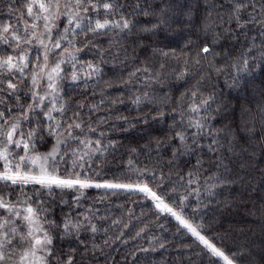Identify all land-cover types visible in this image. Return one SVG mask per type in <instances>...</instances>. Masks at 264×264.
Instances as JSON below:
<instances>
[{
    "label": "snow or ice",
    "instance_id": "obj_1",
    "mask_svg": "<svg viewBox=\"0 0 264 264\" xmlns=\"http://www.w3.org/2000/svg\"><path fill=\"white\" fill-rule=\"evenodd\" d=\"M145 3L0 0V264H137V253L166 249L168 241L149 237L148 247L135 246L117 260L145 228L129 236L131 209L126 219L113 218L107 209L102 214L94 203L85 206L82 197L92 188L131 190L150 200L157 219L172 217L177 234L191 237L185 248L196 245L200 264H264L251 245L229 246L227 234L210 235L203 217L196 218L201 189L208 197L231 194L237 186L264 192V169L252 184L253 161L257 152L264 155V0H162L158 10ZM141 14L155 23L142 26ZM174 19L189 31L181 52L172 50V59L182 61L180 70L164 73L165 62L158 70L156 57H169L159 49L137 63V49L148 47L143 36ZM126 37H132L131 48L122 43ZM224 41L229 43L221 53L216 49ZM110 61L114 72L121 66L118 89L127 90V99L143 112L137 122L171 121L162 136L143 146L155 151V160L149 156L151 163L142 168L128 160L134 182L90 171L94 158L117 146L100 129L107 119L94 118L105 100L89 103L87 93L90 84L102 82ZM258 73L254 107H241L238 126L215 127L225 104L218 103L212 78L224 76L225 86L246 98ZM81 84L77 100L69 91ZM123 95L111 102L123 104ZM137 152L129 149L130 155ZM67 192L76 193L71 203ZM192 193L197 205L188 213ZM223 203L232 206L227 198Z\"/></svg>",
    "mask_w": 264,
    "mask_h": 264
},
{
    "label": "trees",
    "instance_id": "obj_2",
    "mask_svg": "<svg viewBox=\"0 0 264 264\" xmlns=\"http://www.w3.org/2000/svg\"><path fill=\"white\" fill-rule=\"evenodd\" d=\"M143 2V0H142ZM162 0H147L145 6L150 3L153 9L158 10ZM182 4H187L189 0H179ZM137 19L143 26L145 23H155V19L151 16L145 17L139 15ZM195 39V36H192ZM132 37H126L122 43L124 46L131 48L129 41ZM144 42L148 47L143 50L137 49L142 62L145 58L150 57L153 49L163 50L169 53L168 58L157 56L155 63L159 70V64L165 62L164 73H171L173 70L179 71L182 61L172 59V50L174 49L177 54L181 52L184 47L185 41L189 39V31L185 28L183 22L174 19L168 25L161 26L158 30L145 34L143 36ZM228 41L222 42L217 51L223 53ZM105 46L107 42L105 41ZM223 62V60H222ZM131 70L130 67L123 69L126 75L127 71ZM121 66H117L114 72L111 69V61L108 65L104 66V76L99 85L90 84L87 89L88 102L99 104L103 98L105 103L100 106L99 110L94 113V118L101 117L107 119V123L101 124L100 129L105 131L110 139L117 142L115 148H110L103 157L99 159L94 158L95 164L90 170L92 175L95 176L97 171L102 178L112 179L116 178L120 182H134L136 175L129 171L127 162L129 159L133 160L134 167H144L145 164H150L149 156L152 160L156 159L155 151L149 153L144 149V145L152 142V137H159L164 134L167 124L171 121H165L163 124L154 122L149 118L147 124L137 118L142 116L143 112H138L136 106L132 105L127 99V90L118 89L119 81L117 77L120 75ZM261 74H257L256 80L249 86V94L245 98L243 93L237 96L234 91H230L225 86V77H213L212 80L217 84V92L221 95V101L225 107L221 109L220 115L215 118V127L221 128L228 125L233 127L241 123V107L248 106L247 102H253L259 99V92H252V89L259 88ZM111 80L113 87L108 88L103 81ZM95 87L96 95L93 98L91 93ZM207 91H211L208 83H205ZM103 89V91H101ZM83 85L73 88L69 91V95L75 96L77 100L82 99L79 95L82 92ZM124 93V103L113 104V99H119ZM177 95L179 93H176ZM215 108V105L213 106ZM147 111V109H143ZM120 117V119H118ZM127 122H125V119ZM132 125H135L134 127ZM243 135V133H241ZM136 147L138 152L135 154L129 153V149ZM166 159V157H165ZM255 168L253 175L257 179L252 181L253 185H257V180L260 175V169H264V155L257 152L256 159L253 161ZM99 165V168L96 167ZM167 171V169H165ZM181 191H184L181 189ZM76 195L74 192H67L65 199L71 203V198ZM264 192L253 191L251 188L241 192L239 186L231 191L219 192L216 196L208 197L203 194L201 189V208L200 213L196 217L198 220L203 217V222L206 229L209 230L210 235L219 233L226 235L225 243L229 246L235 244L247 243L252 246L253 252L256 254V260L259 262L264 258ZM102 198V199H101ZM232 202V206L225 207V199ZM83 204L88 206L89 203H94L96 208L101 210L103 214L105 209L108 214L113 218H118L121 215L127 219L128 210H132L131 220L129 223L132 225L129 236L134 235L140 228H145V233L141 239L130 241L127 248H121L120 254L117 255V260L123 253L129 251L135 246L148 247V238L157 237L168 241L165 250H158L156 252L137 253V264H160L164 261L165 264H188L189 260L192 264H200V260L195 256L198 251L196 245H192L191 251L185 248V245L191 244V237L183 234H177L175 227V220L165 214H160L159 219L153 214L155 209L150 200H146L141 194L131 190H105V189H88L82 197ZM197 205L195 193L189 196L187 212L191 213L192 209ZM163 225V228H161ZM127 239V237H126Z\"/></svg>",
    "mask_w": 264,
    "mask_h": 264
}]
</instances>
